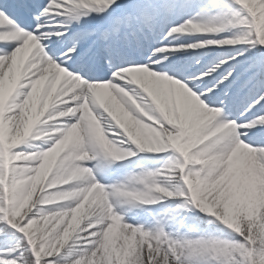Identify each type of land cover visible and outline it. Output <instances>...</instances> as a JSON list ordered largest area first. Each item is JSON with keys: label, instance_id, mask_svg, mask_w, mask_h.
Wrapping results in <instances>:
<instances>
[{"label": "snow or ice", "instance_id": "snow-or-ice-1", "mask_svg": "<svg viewBox=\"0 0 264 264\" xmlns=\"http://www.w3.org/2000/svg\"><path fill=\"white\" fill-rule=\"evenodd\" d=\"M168 150L145 191L96 178ZM0 264H264V0H0Z\"/></svg>", "mask_w": 264, "mask_h": 264}, {"label": "rangeland", "instance_id": "rangeland-1", "mask_svg": "<svg viewBox=\"0 0 264 264\" xmlns=\"http://www.w3.org/2000/svg\"><path fill=\"white\" fill-rule=\"evenodd\" d=\"M237 28H243V25H237ZM227 34V33H224ZM238 112H234V115ZM40 129H37L39 131ZM45 138L42 136V138L39 141H36L33 143L31 140L25 141L23 145L18 146V149H22L26 153H35V151H39L41 148L40 146L43 144L41 142ZM42 150V149H41ZM103 155V153H101ZM140 155H145L144 160H142L145 163V167L140 169L138 171H131L132 176L134 175H140L141 173H144L148 170H157L162 168L163 165H165L168 162V158L172 155L171 150L166 151L165 153H137V155L133 157L125 158L122 161L116 162L114 164H111L109 167V170L106 174L101 175L99 173L96 174L97 180H99L102 184L112 186L114 182H118V178H115V173L125 174L127 172L124 168V172L122 173V166L129 165L128 163L139 164L138 162H135V159H137ZM136 166V165H135ZM127 170H129L127 168ZM122 176V175H121ZM121 180V179H120ZM159 182V181H158ZM75 183V182H73ZM140 187H127L128 191H145L146 185L141 184ZM107 190V189H106ZM118 203L114 205V212L116 214H122V222H128L129 224L136 225L141 223V218L145 219V213L143 211L144 207H151L150 205H144L140 206L138 201H132L127 198L123 197H116L115 198ZM112 199L110 198V203ZM260 202V200L257 199V197L254 194H250L248 196L240 197V203L249 211L251 212L257 204ZM65 203V202H62ZM190 215L192 213H189ZM213 219L209 216H206L202 218L200 221L195 222L193 224V231L191 232V237L193 239L196 238H215V239H221V240H231L234 233L231 232V230L227 229L226 226L222 225L221 223H209L208 220ZM239 239V237H236ZM71 241V244L75 243V241ZM207 255H211V253H208Z\"/></svg>", "mask_w": 264, "mask_h": 264}, {"label": "bare ground", "instance_id": "bare-ground-1", "mask_svg": "<svg viewBox=\"0 0 264 264\" xmlns=\"http://www.w3.org/2000/svg\"><path fill=\"white\" fill-rule=\"evenodd\" d=\"M235 115H236L237 119L240 118L238 113H236ZM65 119L66 118H59V117H57L55 121H52V123H53L54 126H56V121H64ZM107 123H108L109 126H111V124L114 123V122H112V121L109 120ZM37 129H39V128H37ZM43 137L45 139L41 141V142H43V144L40 146L41 148L39 149V151L41 149H43L44 147H46L50 143V138L49 137H47V136H43ZM28 140H31V142L33 141V143H35L36 141H39L40 139L29 138ZM35 152H38V149ZM144 158H145V155H140L137 159H135V162H138L139 161V164L138 165L137 164H134L133 165V163L132 164L131 163H128L129 165L122 166L121 167L122 173L125 170L127 172H125V174H121L122 176L119 173H115V178H118L119 181L118 182H114L113 185H124V190L128 189L127 187H133V188H135V187L142 186L139 181H130V177H132V172L131 171H135V170L138 171V170H140V169H142L143 167L146 166L145 165L146 162H143L142 161V160H144ZM124 168H125V170H124ZM127 168L129 170H127ZM137 168H140V169H137ZM155 179L157 181H162V180L165 179V176L162 174L161 176L155 177ZM111 203H112V201H111ZM139 224H145V219L144 218H141V223H139ZM145 226L147 227L146 224H145Z\"/></svg>", "mask_w": 264, "mask_h": 264}, {"label": "clouds", "instance_id": "clouds-1", "mask_svg": "<svg viewBox=\"0 0 264 264\" xmlns=\"http://www.w3.org/2000/svg\"><path fill=\"white\" fill-rule=\"evenodd\" d=\"M50 159H51V160H54V159H55V155H53Z\"/></svg>", "mask_w": 264, "mask_h": 264}, {"label": "trees", "instance_id": "trees-1", "mask_svg": "<svg viewBox=\"0 0 264 264\" xmlns=\"http://www.w3.org/2000/svg\"><path fill=\"white\" fill-rule=\"evenodd\" d=\"M69 244L71 245V241L69 242Z\"/></svg>", "mask_w": 264, "mask_h": 264}]
</instances>
